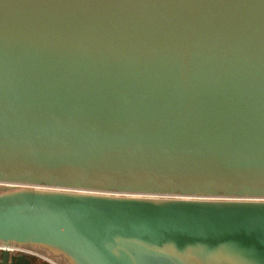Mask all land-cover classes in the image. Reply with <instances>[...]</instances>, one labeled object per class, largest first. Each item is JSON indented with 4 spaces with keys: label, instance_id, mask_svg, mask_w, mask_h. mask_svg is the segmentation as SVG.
Segmentation results:
<instances>
[{
    "label": "water",
    "instance_id": "obj_1",
    "mask_svg": "<svg viewBox=\"0 0 264 264\" xmlns=\"http://www.w3.org/2000/svg\"><path fill=\"white\" fill-rule=\"evenodd\" d=\"M0 185V264H264V0H0Z\"/></svg>",
    "mask_w": 264,
    "mask_h": 264
},
{
    "label": "flooded vegetation",
    "instance_id": "obj_2",
    "mask_svg": "<svg viewBox=\"0 0 264 264\" xmlns=\"http://www.w3.org/2000/svg\"><path fill=\"white\" fill-rule=\"evenodd\" d=\"M38 250L40 252H42L41 249H38ZM1 254H2V252L0 251V258H1ZM19 255H25L26 257H28L30 259V264H50L49 261H47L46 259H44L43 257H41L37 254H33L30 252H24V251L19 250V249L13 250L10 252V260H12L13 257L19 256Z\"/></svg>",
    "mask_w": 264,
    "mask_h": 264
},
{
    "label": "rangeland",
    "instance_id": "obj_3",
    "mask_svg": "<svg viewBox=\"0 0 264 264\" xmlns=\"http://www.w3.org/2000/svg\"><path fill=\"white\" fill-rule=\"evenodd\" d=\"M11 189H13V188H12V187H9V186H5V185H0V193H1V192H4V191L11 190ZM42 260H43V259H42ZM42 260H41V261H42ZM55 261H56L57 263H59V264H67V263L65 262V260H63V259L60 258V257L56 258ZM50 264H55V263L52 261V262H50Z\"/></svg>",
    "mask_w": 264,
    "mask_h": 264
},
{
    "label": "built area",
    "instance_id": "obj_4",
    "mask_svg": "<svg viewBox=\"0 0 264 264\" xmlns=\"http://www.w3.org/2000/svg\"><path fill=\"white\" fill-rule=\"evenodd\" d=\"M13 250H17V249L11 248V251H13Z\"/></svg>",
    "mask_w": 264,
    "mask_h": 264
}]
</instances>
